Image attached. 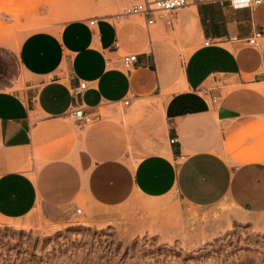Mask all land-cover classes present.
Returning a JSON list of instances; mask_svg holds the SVG:
<instances>
[{"label":"crops","instance_id":"1","mask_svg":"<svg viewBox=\"0 0 264 264\" xmlns=\"http://www.w3.org/2000/svg\"><path fill=\"white\" fill-rule=\"evenodd\" d=\"M134 1L106 0L103 14L37 28L18 45L0 43V222L24 219L39 204L46 186L28 173L35 150L48 157L51 140L60 141V166L73 150L76 132L65 122L72 106L83 104L92 115H114L127 125L125 116L143 113L146 103L131 106L143 96L160 108L150 118L163 123L169 144L133 167L131 186L138 193H175L188 206L229 202L249 213L264 212V37L259 46H204L207 38L264 32V1L195 0L178 13L164 38H155L160 30L143 17L116 16L115 10ZM90 18L96 19L94 25ZM180 50L186 57L183 69ZM128 52L139 54L130 71L117 63ZM83 81L90 87L74 97L72 89ZM127 97L130 113L102 106L124 104ZM96 133H89L84 162L86 168L96 167L90 188L104 189L98 199L112 207L117 199L111 179L109 185L95 180L97 172L109 168L108 161L97 164L96 159L111 155L97 152ZM72 187L60 183V188ZM42 206L55 215L70 204L47 199ZM64 217L60 211V220Z\"/></svg>","mask_w":264,"mask_h":264},{"label":"rangeland","instance_id":"2","mask_svg":"<svg viewBox=\"0 0 264 264\" xmlns=\"http://www.w3.org/2000/svg\"><path fill=\"white\" fill-rule=\"evenodd\" d=\"M105 2L13 0L10 11L0 10V43L18 45L37 28L60 27L70 19L103 14L100 7ZM154 28L161 32L155 38L167 37L166 28L170 29L162 22ZM180 52L183 69L186 57ZM139 101L146 103L143 113L133 120L125 116L127 125L99 111L91 124L82 127L68 117L65 122L76 132V141L61 159L62 166L57 155L60 141L51 140L48 157L42 158L35 150L28 173H34L46 188L40 192L37 208L26 218L0 222V264H264V212L249 213L229 202L188 206L175 193L149 197L131 186L130 173L136 163L169 144L163 123L152 122L158 117L150 118L160 108H155L157 104L148 96L134 98L131 106ZM102 106L113 107L118 113L133 111L123 103ZM93 129L97 152L111 154L96 159L97 164L108 161L109 168L97 172L95 180H107L109 185L111 179L117 199L112 207L98 199L104 189L90 188L96 167L86 168L84 153ZM60 183L73 187L60 188ZM126 191L127 196L123 195ZM47 199L66 200L70 206L49 214L53 209L42 206ZM78 207L83 208L79 216ZM60 211L65 215L61 220Z\"/></svg>","mask_w":264,"mask_h":264},{"label":"built area","instance_id":"3","mask_svg":"<svg viewBox=\"0 0 264 264\" xmlns=\"http://www.w3.org/2000/svg\"><path fill=\"white\" fill-rule=\"evenodd\" d=\"M195 0H135L131 5L125 7L121 12L116 14L117 17L122 18L124 16H140L146 19L148 26H155L159 22H162L166 27H172L175 24L178 13L188 5L194 3ZM264 0H253L254 4H260ZM96 23L95 18H90V24ZM264 37L262 30H257L250 37H238L232 36L230 38L226 36H217L213 38H207L204 42V46H225L229 42H237L251 46H259ZM115 47H119V42H115ZM139 62V54L136 52H128L120 55L117 63L118 67L122 70L130 71ZM107 65H112L111 58L108 59ZM90 87L87 81L80 82L77 87L72 89L74 97H79L82 93ZM212 101L217 103V98L212 96ZM131 102V98L124 99V104L128 106ZM69 117L73 118L81 126H87L91 124L95 117L87 111L83 104L72 106L68 112ZM171 143L176 142V138L170 140ZM76 214L82 215L83 208L78 207Z\"/></svg>","mask_w":264,"mask_h":264},{"label":"bare ground","instance_id":"4","mask_svg":"<svg viewBox=\"0 0 264 264\" xmlns=\"http://www.w3.org/2000/svg\"><path fill=\"white\" fill-rule=\"evenodd\" d=\"M13 0H7V1H4V0H0V10H5V11H10L12 8H13ZM0 38H3L0 36ZM104 110V109H103ZM103 112V111H102ZM194 218L191 219V221L193 220ZM190 220V219H189Z\"/></svg>","mask_w":264,"mask_h":264}]
</instances>
